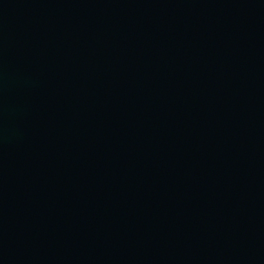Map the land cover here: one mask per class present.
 <instances>
[{"label":"water","instance_id":"1","mask_svg":"<svg viewBox=\"0 0 264 264\" xmlns=\"http://www.w3.org/2000/svg\"><path fill=\"white\" fill-rule=\"evenodd\" d=\"M0 264H264V0H0Z\"/></svg>","mask_w":264,"mask_h":264}]
</instances>
